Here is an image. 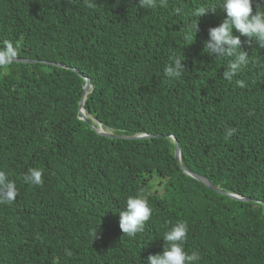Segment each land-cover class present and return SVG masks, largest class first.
Segmentation results:
<instances>
[{"label":"trees","instance_id":"16d2710c","mask_svg":"<svg viewBox=\"0 0 264 264\" xmlns=\"http://www.w3.org/2000/svg\"><path fill=\"white\" fill-rule=\"evenodd\" d=\"M0 57V264H264V0H0Z\"/></svg>","mask_w":264,"mask_h":264},{"label":"clouds","instance_id":"9594fccd","mask_svg":"<svg viewBox=\"0 0 264 264\" xmlns=\"http://www.w3.org/2000/svg\"><path fill=\"white\" fill-rule=\"evenodd\" d=\"M8 57L4 58V57H0V62H7V61H4V60H1V59H7ZM8 59H11L12 61H15V62H18L17 60L19 59H12V58H8ZM27 60H35L34 63H37L39 62L37 59H27ZM42 63L46 64V65H53L55 67H60V68H65V69H68L70 71H73L75 73H77L78 75H80L83 80H84V83H83V86H82V93H81V96H80V99L78 101V113H79V118L85 122H89V119L93 122V125H92V128L101 136H104V137H108L106 135H103V134H109V135H113V137H109V138H122L116 134H114L112 132L111 129L109 128H105L101 122H99L95 117L92 116L91 112H89L86 107H85V101H86V97H87V94L89 92L92 91L93 89V85H92V80H91V77L88 75V76H84L81 72H79V70L77 68H74L72 66H68L66 64H63L61 62H57V61H47V60H42L41 61ZM50 62V63H49ZM55 63V65L53 64ZM57 64H60L57 65ZM85 85L86 86V91H85V94L83 96V91H84V88H85ZM82 100V105H80V101ZM138 136H151V137H141V138H137ZM153 136V137H152ZM124 138H130V139H152V138H160L162 137L161 134H151V133H145V132H141V133H137V134H134V135H131V136H123ZM167 137L174 143V153H175V157H176V160L177 162L179 163L180 167L183 169V171L190 175L188 173V170L187 168H185V166L182 164V152H181V149H182V146H181V143H180V140L178 138V136L175 134V133H171V134H168ZM178 147V149H177ZM192 172V171H191ZM200 175V174H199ZM191 176V175H190ZM202 176V175H201ZM205 177V176H204ZM194 178V177H193ZM208 179V178H207ZM209 180V179H208ZM210 181V180H209ZM211 182V181H210ZM216 186V185H215ZM217 187V186H216ZM209 188V187H208ZM219 188V187H218ZM221 189V188H219ZM0 190L7 196L9 197V199L13 202H17V198H18V192H15V191H12V189L10 187H8L7 185H5V188H3V186L0 185ZM213 190V189H212ZM222 190V189H221ZM225 192V191H224ZM227 193V192H225ZM236 195V196H239V197H244L242 195H239V194H236V193H227L226 195H228L229 197H231L230 195ZM233 198V197H231ZM248 198V197H247ZM235 199V198H233ZM235 200H239V199H235ZM242 201V200H240ZM264 202H262L263 204ZM264 207V206H263Z\"/></svg>","mask_w":264,"mask_h":264},{"label":"water","instance_id":"95a60500","mask_svg":"<svg viewBox=\"0 0 264 264\" xmlns=\"http://www.w3.org/2000/svg\"><path fill=\"white\" fill-rule=\"evenodd\" d=\"M1 60H4V61H12L11 59H1ZM18 62H23V63H34L35 60H27V59H19L17 60ZM50 63V62H49ZM55 65V63H53ZM60 66V64H57ZM86 86L85 85V88H84V91H83V96L85 94V91H86ZM82 102V100L80 101V103ZM82 105V103L80 104ZM103 135H106L108 137H113V135H109V134H103ZM141 137H151V136H138L137 138H141ZM153 137V136H152ZM178 149V147H177ZM188 173L194 177L195 179L199 180L200 182L204 183L207 187H209L210 189H213L219 193H222V194H227L225 193L223 190L219 189L218 187H216L212 182H210L206 177L204 176H201L195 172H191V171H188ZM230 195V194H229ZM231 197L235 198V199H239V200H242V201H249L251 200V198H247V197H239V196H236V195H230ZM263 206H264V203H263Z\"/></svg>","mask_w":264,"mask_h":264}]
</instances>
